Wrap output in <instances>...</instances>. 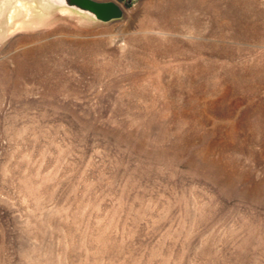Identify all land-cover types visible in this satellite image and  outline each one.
Returning a JSON list of instances; mask_svg holds the SVG:
<instances>
[{
    "label": "rangeland",
    "instance_id": "rangeland-1",
    "mask_svg": "<svg viewBox=\"0 0 264 264\" xmlns=\"http://www.w3.org/2000/svg\"><path fill=\"white\" fill-rule=\"evenodd\" d=\"M0 0V264H264V0Z\"/></svg>",
    "mask_w": 264,
    "mask_h": 264
},
{
    "label": "water",
    "instance_id": "water-1",
    "mask_svg": "<svg viewBox=\"0 0 264 264\" xmlns=\"http://www.w3.org/2000/svg\"><path fill=\"white\" fill-rule=\"evenodd\" d=\"M76 7L94 13L103 22H112L124 16V9L115 1L74 0Z\"/></svg>",
    "mask_w": 264,
    "mask_h": 264
},
{
    "label": "bare ground",
    "instance_id": "bare-ground-1",
    "mask_svg": "<svg viewBox=\"0 0 264 264\" xmlns=\"http://www.w3.org/2000/svg\"><path fill=\"white\" fill-rule=\"evenodd\" d=\"M56 1L57 2L59 1L62 4H66V5H70V6L76 7L74 0H56Z\"/></svg>",
    "mask_w": 264,
    "mask_h": 264
}]
</instances>
